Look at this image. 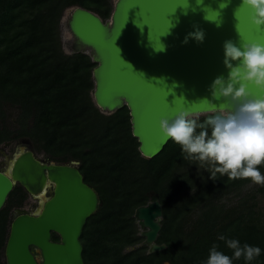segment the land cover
<instances>
[{
  "label": "trees",
  "instance_id": "obj_1",
  "mask_svg": "<svg viewBox=\"0 0 264 264\" xmlns=\"http://www.w3.org/2000/svg\"><path fill=\"white\" fill-rule=\"evenodd\" d=\"M73 6L106 20L114 2L0 0V144L25 137L53 157L80 161L101 199L81 236L85 264H264L257 206L223 203L259 179L264 193V131L243 136L210 113L187 119L158 155L143 156L128 106L106 114L93 100L97 63L63 49L61 19ZM9 108L17 110L12 124ZM21 189L9 197L24 196ZM155 200L163 207L157 242L167 248L148 253L134 214ZM10 202L0 211V255Z\"/></svg>",
  "mask_w": 264,
  "mask_h": 264
},
{
  "label": "water",
  "instance_id": "obj_2",
  "mask_svg": "<svg viewBox=\"0 0 264 264\" xmlns=\"http://www.w3.org/2000/svg\"><path fill=\"white\" fill-rule=\"evenodd\" d=\"M61 24L74 37L67 41L71 53H87L97 63L95 104L106 114L128 106L147 158L189 118L264 112V0H114L106 20L73 6ZM79 167L78 160L42 163L29 150L0 170V211L17 183L41 199L36 214L13 219L7 264H85L81 236L101 199ZM50 183L53 195L47 196ZM134 216L144 237L138 246H148V253L165 250L157 242L160 200L137 207Z\"/></svg>",
  "mask_w": 264,
  "mask_h": 264
},
{
  "label": "rangeland",
  "instance_id": "obj_3",
  "mask_svg": "<svg viewBox=\"0 0 264 264\" xmlns=\"http://www.w3.org/2000/svg\"><path fill=\"white\" fill-rule=\"evenodd\" d=\"M60 28H61L63 49L66 53L71 54V48L68 45L67 41L74 39V37L64 24H61ZM8 113H9L8 121L9 123L12 124L17 116V110L14 108H9ZM213 114L218 115L221 119L226 121L228 124L232 125L234 129L243 136H247L251 138L258 137L262 134V131H264V112H217ZM197 117L199 116L192 118H197ZM14 151H15V142L8 146L7 144L6 145L0 144V167H6L7 154H12ZM36 151L38 155L41 157L45 155L44 150L37 148ZM260 183H261V179L247 184L240 191L230 194L228 197H226L223 200V203H225L226 205H232L238 202V200H240L241 198H244L246 201H248V204H255L257 206L256 208L261 212L262 219L264 222V193L258 191ZM252 195H255V197L254 198L251 197ZM15 198H16L15 196L8 197L5 205L8 204L9 201H11L10 202V204H12L11 209L14 208V206H16ZM29 200L30 201H28L24 207L25 209L31 210L32 209L31 202L34 201V198L29 197ZM11 217L12 216L9 217L8 231L10 227ZM0 256L2 259L1 262H3L5 259L4 249H2Z\"/></svg>",
  "mask_w": 264,
  "mask_h": 264
},
{
  "label": "flooded vegetation",
  "instance_id": "obj_4",
  "mask_svg": "<svg viewBox=\"0 0 264 264\" xmlns=\"http://www.w3.org/2000/svg\"><path fill=\"white\" fill-rule=\"evenodd\" d=\"M15 142V151L12 153V154H7V158H6V167L9 163V161L12 160V157L17 154V153H20V152H25V151H33V153L35 154V157L40 160L42 163H45V164H72L74 162V159H70V160H64V159H61V158H56V157H53L51 156L50 154H48L47 152H45L44 156H39L36 149H37V146L36 144L33 142V140L29 139V138H25V137H18V138H15L13 140H9V141H5L1 144H4L7 146L10 145V144H13ZM6 167H0V170H3L5 169ZM18 187H21V192L24 194V196H18L15 198V204L16 206H14V208L11 209L10 211V216L11 217V222H10V227H9V231L7 233V237H6V240H5V245H4V256H5V259L3 262H1L2 264H7V261H6V255H5V248H6V243H7V240H8V237H9V233H10V228H11V223L13 221V219L19 215V214H36V211L38 209V207L40 206L41 204V199L38 198V197H35L33 195H31L20 183H17L15 185V187L13 188L14 189H17ZM12 190V191H13ZM53 190H54V184L53 183H50V185L47 187L46 189V194L47 196H52L53 195ZM21 193V194H22ZM29 197H33L34 198V201L31 202V205H32V209L31 210H28V209H25V205L29 200ZM55 233H53V239L54 240H59V237L56 239L55 238ZM58 236V235H57ZM32 250L35 252V254L37 255L38 253L35 251L34 248H32ZM2 261V259H1Z\"/></svg>",
  "mask_w": 264,
  "mask_h": 264
}]
</instances>
